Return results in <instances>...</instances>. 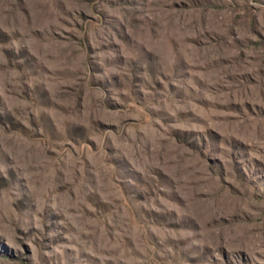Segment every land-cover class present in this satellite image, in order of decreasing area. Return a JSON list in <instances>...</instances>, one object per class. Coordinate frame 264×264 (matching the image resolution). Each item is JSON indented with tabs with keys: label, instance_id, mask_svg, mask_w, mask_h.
<instances>
[{
	"label": "rangeland",
	"instance_id": "374dc122",
	"mask_svg": "<svg viewBox=\"0 0 264 264\" xmlns=\"http://www.w3.org/2000/svg\"><path fill=\"white\" fill-rule=\"evenodd\" d=\"M0 264H264V0H0Z\"/></svg>",
	"mask_w": 264,
	"mask_h": 264
}]
</instances>
